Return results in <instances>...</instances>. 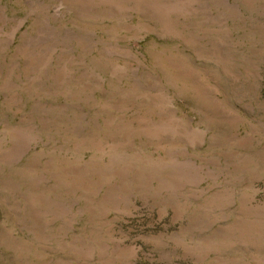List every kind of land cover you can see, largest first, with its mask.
I'll list each match as a JSON object with an SVG mask.
<instances>
[{"label":"rangeland","instance_id":"rangeland-1","mask_svg":"<svg viewBox=\"0 0 264 264\" xmlns=\"http://www.w3.org/2000/svg\"><path fill=\"white\" fill-rule=\"evenodd\" d=\"M0 264H264V0H0Z\"/></svg>","mask_w":264,"mask_h":264}]
</instances>
